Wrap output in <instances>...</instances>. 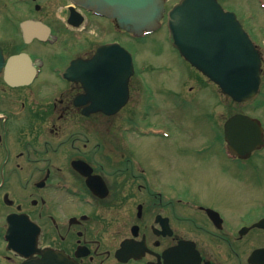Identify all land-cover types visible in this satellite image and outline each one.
Returning <instances> with one entry per match:
<instances>
[{"label":"flooded vegetation","instance_id":"af4514ba","mask_svg":"<svg viewBox=\"0 0 264 264\" xmlns=\"http://www.w3.org/2000/svg\"><path fill=\"white\" fill-rule=\"evenodd\" d=\"M58 1L63 9L53 23L39 15L45 7L40 0H17L28 6L23 19L50 25L48 41H26L22 31L20 40L0 33L5 64L10 55L25 50L40 69L34 81L21 85L8 83L5 65L0 71V213L4 204L8 214H26L37 224L32 230L24 228L26 257L7 249L0 232L2 257L17 261L14 264H264L263 207L234 202L238 194L223 195L213 188L194 193L174 186L169 177L160 185L153 162L134 154L124 142L129 132L173 135L165 125L121 118L124 108L136 113L141 100L142 70L133 50L129 48L134 70L127 83H114L119 87L114 97H124L127 91L128 101L113 114L92 111L93 88L77 79L82 72L92 79L89 66L74 65L71 78L62 76L72 62L92 58L102 44L135 38L113 18L70 0ZM254 2L264 14V0ZM0 13L8 22V0H0ZM246 29L260 51L263 75L264 38L249 25ZM33 46L48 49L54 63L36 54ZM41 78L52 81V91L36 89ZM203 80L199 75L198 84ZM100 92L103 97L107 90ZM217 109L215 100L204 125L210 135L195 148L235 163L240 158L228 153ZM181 128L182 123H176V129Z\"/></svg>","mask_w":264,"mask_h":264},{"label":"rangeland","instance_id":"374dc122","mask_svg":"<svg viewBox=\"0 0 264 264\" xmlns=\"http://www.w3.org/2000/svg\"><path fill=\"white\" fill-rule=\"evenodd\" d=\"M40 2L44 3L45 7L39 15L45 21L56 23V13L63 9L64 3L58 0ZM219 2L225 9L234 10L246 28L249 25L264 38V14L256 7L254 0ZM26 9L28 6H22L17 0H8V15H14L8 17L7 22L6 16L0 13V33L8 34V38L20 40L18 21L28 15L29 10ZM105 38H111V35ZM101 40L100 38L99 41ZM123 42L135 52L136 64L144 76L141 74V100L136 113L126 112L124 108L121 118L133 119L142 125H165L173 133L170 138L142 136L134 132L125 133L123 137L134 154L153 162V170L160 178L157 183L165 186L164 182L169 177L173 179L174 186L185 187L194 193L213 188L216 189L215 192L223 195L238 194L239 197L234 199V202L264 208V148L250 159L240 158L235 163L226 162L221 155L213 151L202 152L201 146H198V151L196 149L197 143H202L208 134L210 135L211 129L205 127V124L209 122L208 112H212L215 100H220L221 103L220 109L215 110L220 111L221 122L231 113L248 110L250 115L260 119L264 128V84L248 104H238L223 98L218 86L211 81L198 84V71L174 47L166 26L141 36L140 40L124 38ZM32 48L36 54L44 55L49 63H54V57L49 54L48 49L37 46ZM192 86L196 94L190 90ZM35 87L42 92L53 90L50 79L41 78ZM176 123H182V128L176 129ZM217 133L218 131L214 130V137ZM6 210L4 207L0 213L3 226L6 223L2 215ZM14 262L17 261L11 262L0 254V264Z\"/></svg>","mask_w":264,"mask_h":264},{"label":"water","instance_id":"95a60500","mask_svg":"<svg viewBox=\"0 0 264 264\" xmlns=\"http://www.w3.org/2000/svg\"><path fill=\"white\" fill-rule=\"evenodd\" d=\"M73 1L115 17L127 30L137 32L157 27L164 10V0ZM169 16L175 44L193 65L216 81L237 101L251 98L258 92L261 82L259 52L234 12L225 11L217 0H181ZM22 26L27 32L35 28L47 30L46 25L39 21L27 20ZM43 33L38 32L37 35ZM102 57H107L108 64L114 65L117 70L107 73L110 81L127 78L131 69L127 57L107 45L99 49L94 59L100 61ZM22 62L26 63L23 71L25 73L30 64L24 56L13 57L9 70H14L18 64L19 68H23ZM106 67L107 64L104 69ZM29 70L27 75L31 74V68ZM103 77L107 79L106 73H103ZM97 78L101 79V74ZM124 99L112 104L114 99L108 97V104L97 106V109L107 111L112 108L113 111L123 104ZM225 127L233 152L250 154L253 149L264 143L263 127L256 118L238 113L227 120ZM17 245L14 247L21 251L20 244Z\"/></svg>","mask_w":264,"mask_h":264}]
</instances>
